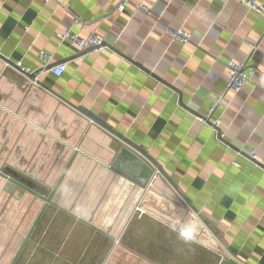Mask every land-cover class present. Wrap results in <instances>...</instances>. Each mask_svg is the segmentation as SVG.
I'll return each mask as SVG.
<instances>
[{"label": "crops", "instance_id": "obj_1", "mask_svg": "<svg viewBox=\"0 0 264 264\" xmlns=\"http://www.w3.org/2000/svg\"><path fill=\"white\" fill-rule=\"evenodd\" d=\"M117 4L0 0V264H264V18L237 0ZM69 31L104 48L59 44ZM229 61L254 70L238 93ZM79 108L151 158V190L112 169L123 143Z\"/></svg>", "mask_w": 264, "mask_h": 264}, {"label": "built area", "instance_id": "obj_2", "mask_svg": "<svg viewBox=\"0 0 264 264\" xmlns=\"http://www.w3.org/2000/svg\"><path fill=\"white\" fill-rule=\"evenodd\" d=\"M237 2L245 7L248 12H252L262 18H264V4L258 3L253 0H237ZM129 3V0H118V4L116 7V12L122 13ZM136 12H140L144 14L146 17H150L151 13L149 9L143 4H138L134 7ZM164 33L172 40L181 46H184L191 42L192 34L183 28L172 29L165 28ZM57 40L59 44L63 43H71L79 50H85L89 48H93V50H101L104 48L105 41L103 38L97 36L96 34H90L87 38L82 39L78 37L76 34L72 32H67L62 36H57ZM256 49L255 46H252V51ZM38 58L41 62H43L44 66H47L51 63V58L45 53H39ZM66 65L65 64H56L49 69V72L55 77L60 78L65 72ZM226 69V80H225V91L226 92H234L238 93L246 83L250 82L254 76V70L247 66V62L237 63L233 61H229L225 65ZM21 74L26 75L28 72L24 69H21ZM30 86L37 87L38 86V77H33L28 81ZM218 101H215L209 108L208 116H210L215 107L217 106ZM218 126V122H213L211 127L216 128ZM243 154L242 150L239 152ZM244 155V154H243ZM245 156L251 161H256V154L254 151H250L249 153H245ZM264 168V164H262ZM158 177V172L153 174L148 183L146 184V190H151L154 181ZM135 213H139V216L143 215V212L139 207H135Z\"/></svg>", "mask_w": 264, "mask_h": 264}, {"label": "water", "instance_id": "obj_3", "mask_svg": "<svg viewBox=\"0 0 264 264\" xmlns=\"http://www.w3.org/2000/svg\"><path fill=\"white\" fill-rule=\"evenodd\" d=\"M88 50H93V48H89ZM79 112L87 119H89L91 122L95 123L103 130L112 134L120 142L123 143V145L119 148L116 157L111 164L112 169L122 174L123 176L131 179L132 181L136 182L139 185H145L151 176L152 167L145 164L140 157L149 161L152 164L151 166L157 169V166L152 162L151 158H149L142 149L137 148L136 146L131 144L128 140H126L119 134H116V132L113 130L111 126L106 124L104 121H102L100 118H98L91 112H88L83 108H79ZM136 153L139 156H137ZM5 173L11 179L15 180L16 182H19L20 184L24 185L25 187L31 190L34 191L40 190L39 187L34 182H32L26 177L21 176L20 174H18L17 172L11 169H6ZM224 264H231V263L225 262Z\"/></svg>", "mask_w": 264, "mask_h": 264}, {"label": "rangeland", "instance_id": "obj_4", "mask_svg": "<svg viewBox=\"0 0 264 264\" xmlns=\"http://www.w3.org/2000/svg\"><path fill=\"white\" fill-rule=\"evenodd\" d=\"M139 208H140V206H139ZM140 210H141V208H140ZM167 210V209H166ZM176 212H179V210L178 209H174L172 212H171V214H174V213H176ZM160 214H165L164 212H162V213H160Z\"/></svg>", "mask_w": 264, "mask_h": 264}]
</instances>
